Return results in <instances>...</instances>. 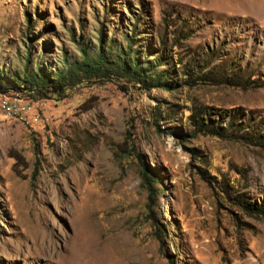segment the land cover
I'll return each mask as SVG.
<instances>
[{
    "label": "rangeland",
    "instance_id": "obj_1",
    "mask_svg": "<svg viewBox=\"0 0 264 264\" xmlns=\"http://www.w3.org/2000/svg\"><path fill=\"white\" fill-rule=\"evenodd\" d=\"M102 28L112 47L131 29L172 89L86 82L0 108V264H264V219L238 205L264 209V0H0V75L25 90L27 49L52 73ZM205 113L223 137L189 124Z\"/></svg>",
    "mask_w": 264,
    "mask_h": 264
},
{
    "label": "trees",
    "instance_id": "obj_2",
    "mask_svg": "<svg viewBox=\"0 0 264 264\" xmlns=\"http://www.w3.org/2000/svg\"><path fill=\"white\" fill-rule=\"evenodd\" d=\"M101 27H103L101 25ZM103 28L100 29V36L94 44V48H90L86 44L82 45L79 40L74 35H72V42L77 47L79 57L73 60H68L66 55L63 57L61 63L62 66L58 67L52 73H45L44 70L39 68L36 64L33 70L28 71V63L31 57L29 45L27 44V52L24 55L25 66L24 72L22 74L23 78H17L21 84L19 89H35L38 94L43 96L47 94H54L58 96H63L66 94L67 90L73 87H77L82 83L86 82H106V81H118L119 83H124L120 86L122 90H127L128 88H136L142 91H149L154 88H161L163 90H171L169 86V76L168 72L162 69L167 62L158 57L153 61L148 60L147 56H141L138 58L135 54H131V43L130 35L131 29L125 32V38L129 42L126 47H112L110 43H105L101 39L103 36ZM133 33V31H132ZM65 54V53H64ZM153 56V54H149ZM153 64V66H151ZM161 68V70H160ZM17 87H12L4 77L0 75V95L7 93L8 91H14ZM188 120H192L189 123L194 129L202 134L212 135L214 137H223L224 134L220 133L221 126L214 125L211 116L208 113L203 114L200 122H197L191 115H189ZM234 117H230L232 120ZM225 124V123H224ZM230 128V124L227 125V130ZM248 140H259L255 137L252 132H246ZM128 156L135 155L139 158L140 155L135 152H123ZM141 184L148 191V202L152 200V196L156 194L155 186L160 185L157 176H154L148 168H142L141 170ZM147 204L149 208L150 205ZM238 205L245 212L253 217L264 219V209L259 207H251L247 202L238 200Z\"/></svg>",
    "mask_w": 264,
    "mask_h": 264
},
{
    "label": "built area",
    "instance_id": "obj_3",
    "mask_svg": "<svg viewBox=\"0 0 264 264\" xmlns=\"http://www.w3.org/2000/svg\"><path fill=\"white\" fill-rule=\"evenodd\" d=\"M35 89H25L22 91H8L0 95V108L3 114L8 117L22 118L32 108V98L36 97Z\"/></svg>",
    "mask_w": 264,
    "mask_h": 264
},
{
    "label": "bare ground",
    "instance_id": "obj_4",
    "mask_svg": "<svg viewBox=\"0 0 264 264\" xmlns=\"http://www.w3.org/2000/svg\"><path fill=\"white\" fill-rule=\"evenodd\" d=\"M80 261V260H79ZM92 262V261H91ZM94 264V263H93Z\"/></svg>",
    "mask_w": 264,
    "mask_h": 264
}]
</instances>
